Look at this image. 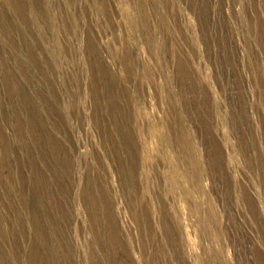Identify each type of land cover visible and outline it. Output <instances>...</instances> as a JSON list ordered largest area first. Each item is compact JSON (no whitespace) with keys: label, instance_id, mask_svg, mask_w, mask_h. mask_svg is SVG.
I'll list each match as a JSON object with an SVG mask.
<instances>
[{"label":"rangeland","instance_id":"rangeland-1","mask_svg":"<svg viewBox=\"0 0 264 264\" xmlns=\"http://www.w3.org/2000/svg\"><path fill=\"white\" fill-rule=\"evenodd\" d=\"M0 264H264V0H0Z\"/></svg>","mask_w":264,"mask_h":264}]
</instances>
